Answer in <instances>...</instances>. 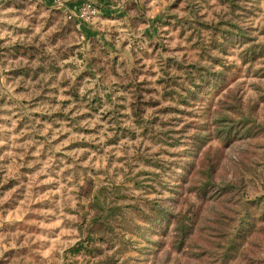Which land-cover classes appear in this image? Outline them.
<instances>
[{
	"label": "rangeland",
	"instance_id": "374dc122",
	"mask_svg": "<svg viewBox=\"0 0 264 264\" xmlns=\"http://www.w3.org/2000/svg\"><path fill=\"white\" fill-rule=\"evenodd\" d=\"M0 264H264V0H0Z\"/></svg>",
	"mask_w": 264,
	"mask_h": 264
},
{
	"label": "built area",
	"instance_id": "2783aa9c",
	"mask_svg": "<svg viewBox=\"0 0 264 264\" xmlns=\"http://www.w3.org/2000/svg\"><path fill=\"white\" fill-rule=\"evenodd\" d=\"M98 9L91 2H83L79 4L72 14L75 16V20L79 22H87L94 18L98 14ZM69 15V18L72 17Z\"/></svg>",
	"mask_w": 264,
	"mask_h": 264
},
{
	"label": "crops",
	"instance_id": "0c3cea01",
	"mask_svg": "<svg viewBox=\"0 0 264 264\" xmlns=\"http://www.w3.org/2000/svg\"><path fill=\"white\" fill-rule=\"evenodd\" d=\"M70 7H73V8L75 7V8H76V7H77V5H75V4H74V5H72V6L70 5Z\"/></svg>",
	"mask_w": 264,
	"mask_h": 264
}]
</instances>
